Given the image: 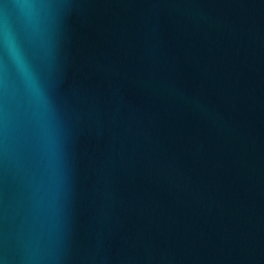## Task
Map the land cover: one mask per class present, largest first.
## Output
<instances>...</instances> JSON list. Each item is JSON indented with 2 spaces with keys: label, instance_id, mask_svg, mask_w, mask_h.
I'll list each match as a JSON object with an SVG mask.
<instances>
[{
  "label": "water",
  "instance_id": "water-1",
  "mask_svg": "<svg viewBox=\"0 0 264 264\" xmlns=\"http://www.w3.org/2000/svg\"><path fill=\"white\" fill-rule=\"evenodd\" d=\"M0 264H264V0H0Z\"/></svg>",
  "mask_w": 264,
  "mask_h": 264
},
{
  "label": "clouds",
  "instance_id": "clouds-1",
  "mask_svg": "<svg viewBox=\"0 0 264 264\" xmlns=\"http://www.w3.org/2000/svg\"><path fill=\"white\" fill-rule=\"evenodd\" d=\"M26 7L29 8V9H31L34 6L31 5V4H29V5H26ZM7 47H8L9 55L12 57V59L16 63V65H17L18 69L20 70V72H21L22 76L24 77V79L30 85L33 86V89L36 92L39 101L40 102H44V98H43L42 94L39 93V90L38 89H35L34 81H33V76H32L31 70L27 66V64L24 61L22 55L20 54V52L18 51V49L15 47L14 43L11 41L10 38L7 40Z\"/></svg>",
  "mask_w": 264,
  "mask_h": 264
}]
</instances>
